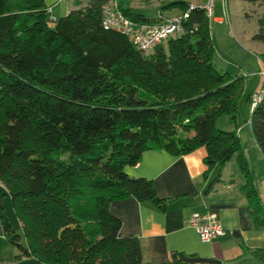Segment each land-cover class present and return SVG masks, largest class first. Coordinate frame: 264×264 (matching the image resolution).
Here are the masks:
<instances>
[{"label":"trees","instance_id":"trees-1","mask_svg":"<svg viewBox=\"0 0 264 264\" xmlns=\"http://www.w3.org/2000/svg\"><path fill=\"white\" fill-rule=\"evenodd\" d=\"M86 1L50 27L42 0H0V223L18 251L14 262L144 264L138 239L119 237L121 223L109 207L134 198L165 209L150 180L124 173L150 150L184 156L203 148L204 178L235 156L252 222L264 229L237 127L215 128L220 116L236 124L241 101L250 107L251 97L242 77L214 68L203 11L192 10L180 35L144 53L102 28L103 0ZM203 2L166 7L180 14ZM122 3L133 22H159ZM252 39L264 43V16ZM247 123L264 156V97ZM218 180L219 173L209 186ZM5 193L22 237L4 215ZM249 256L264 263V249Z\"/></svg>","mask_w":264,"mask_h":264},{"label":"crops","instance_id":"crops-1","mask_svg":"<svg viewBox=\"0 0 264 264\" xmlns=\"http://www.w3.org/2000/svg\"><path fill=\"white\" fill-rule=\"evenodd\" d=\"M42 2L57 21L78 6L84 7L87 1ZM167 5L162 7L164 11L158 12L156 18L158 14L170 17L165 14L177 9L166 7ZM122 7L133 9L125 8L124 4ZM218 7L217 0L215 12ZM177 14L179 12L171 16ZM214 22L222 23V18L215 17ZM256 48L259 49L260 56L264 55V46ZM262 69L264 62L258 59L257 76L253 79L242 77L246 94L250 97L264 82L260 75ZM236 133L249 166H264V156L250 131L247 130L245 145L241 140L242 132ZM204 157L203 148L184 156H174L164 150H150L142 153L135 166L124 168V173L129 177L150 180L157 197L166 204L163 211L150 203H139L134 198L110 204V214L121 223L119 237L138 239L144 264H264L249 256L250 251L264 249V229L256 228L252 222L247 201L240 190L243 184L242 176L239 171V175L235 171L231 175L223 166L219 170L217 167L212 168L204 178L207 171ZM232 164L237 167L236 159ZM218 173L219 180L210 187ZM206 213L213 214L225 231L224 236L209 243L201 242L189 226L192 215ZM17 254V249L4 236L0 223V264H16L14 258Z\"/></svg>","mask_w":264,"mask_h":264},{"label":"rangeland","instance_id":"rangeland-1","mask_svg":"<svg viewBox=\"0 0 264 264\" xmlns=\"http://www.w3.org/2000/svg\"><path fill=\"white\" fill-rule=\"evenodd\" d=\"M174 1L182 0H124L122 4H124L125 8L136 9L140 14L149 19H156L157 13L164 11L162 7ZM218 4L217 11L209 19L211 39L215 51L212 64L217 71L227 73L232 77H248L249 79H253L257 76L258 59H261L259 49L256 47H262L264 43H257L252 38L258 32V20L264 16V4L226 0L227 20L222 0H218ZM178 12L179 10L176 9L167 12L165 15L171 16V14ZM215 17H221L222 23H215ZM48 23L50 27H53V22L48 21ZM254 87L252 86V88ZM249 116V105L245 100H242L236 124L232 123L227 116H220L216 120L215 128L222 132H231L236 130L237 127V132H242L241 140L242 144L245 145L247 144L246 133L249 130L247 123ZM232 163H235V156L224 165L226 171L231 175L234 174V171L238 173L237 167L234 166V168V164ZM252 169L256 177L257 190L260 193L262 205H264V166L259 164L255 168L253 165ZM2 204L5 217L16 234L22 237L21 227L14 216L7 193H5ZM21 243L24 244L23 238L21 239ZM25 262L33 264L35 260L34 258H25L19 264Z\"/></svg>","mask_w":264,"mask_h":264},{"label":"built area","instance_id":"built-area-1","mask_svg":"<svg viewBox=\"0 0 264 264\" xmlns=\"http://www.w3.org/2000/svg\"><path fill=\"white\" fill-rule=\"evenodd\" d=\"M121 0H103L101 6V26L106 31L124 36L136 49L149 53L158 46L165 43L170 37L180 35L183 24L189 18V14L194 9H201L207 20L211 19L215 13L217 0H204L200 5L192 3L186 11L170 17H162L158 14V23L139 24L129 19L120 8ZM222 5L227 20L226 0H222ZM48 21L55 23L56 19L51 16L50 9H47ZM260 75L264 79V69ZM264 97V82L261 87L251 96L250 109L261 102ZM189 226L195 231L200 241L209 243L224 236L225 231L217 218L211 214H194L189 219Z\"/></svg>","mask_w":264,"mask_h":264},{"label":"bare ground","instance_id":"bare-ground-1","mask_svg":"<svg viewBox=\"0 0 264 264\" xmlns=\"http://www.w3.org/2000/svg\"><path fill=\"white\" fill-rule=\"evenodd\" d=\"M209 21V20H208Z\"/></svg>","mask_w":264,"mask_h":264}]
</instances>
